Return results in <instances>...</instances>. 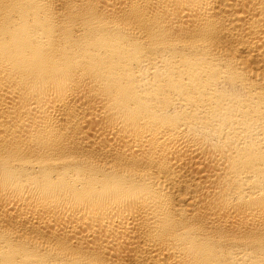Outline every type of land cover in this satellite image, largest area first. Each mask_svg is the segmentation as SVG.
Segmentation results:
<instances>
[{
    "label": "bare ground",
    "instance_id": "1",
    "mask_svg": "<svg viewBox=\"0 0 264 264\" xmlns=\"http://www.w3.org/2000/svg\"><path fill=\"white\" fill-rule=\"evenodd\" d=\"M0 264H264V0H0Z\"/></svg>",
    "mask_w": 264,
    "mask_h": 264
}]
</instances>
